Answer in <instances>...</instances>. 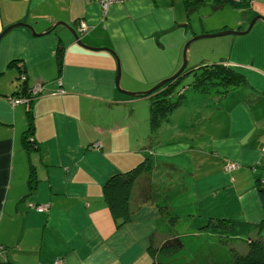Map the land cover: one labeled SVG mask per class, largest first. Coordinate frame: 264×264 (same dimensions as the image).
<instances>
[{"label": "crops", "instance_id": "1", "mask_svg": "<svg viewBox=\"0 0 264 264\" xmlns=\"http://www.w3.org/2000/svg\"><path fill=\"white\" fill-rule=\"evenodd\" d=\"M243 3L245 7L205 3L185 9L183 0H128L103 12L93 0H0V34L19 22L35 32L56 21L75 30L85 22V32L77 33L80 40L105 48L78 46L63 26L39 36L15 26L0 36V264H53L57 259L59 264L149 262L146 247L154 233L157 208L143 203L129 222L116 227L102 198V186L151 151L156 160L172 161L180 154H192V146L189 137L167 141L163 134L149 130L148 97L118 92L116 68L123 90L148 89L178 68L183 45L195 34L244 30L253 16L264 17V0ZM194 10L197 20L187 17ZM211 15L218 17L204 20ZM58 41L64 50L55 79L53 55ZM190 47L188 62L192 60L193 66L222 62L245 77L246 84L223 98L191 92L183 105L206 117L226 109L228 134L214 137L206 151L199 152L204 153V162H195L203 173L236 188L229 213L215 217L257 222L263 210L254 188L258 173L253 165L264 160V138H260L264 136V23L257 20L243 35L192 41ZM19 66L25 70L26 88H38L28 99L29 107L26 102L12 103L18 98L11 94L17 89ZM27 108L38 144L30 152L21 139ZM29 161L35 168L31 176ZM220 162L239 168L227 172ZM33 178L29 191L28 180ZM192 181L196 187L201 184L196 176ZM38 205L46 210L35 211Z\"/></svg>", "mask_w": 264, "mask_h": 264}, {"label": "trees", "instance_id": "2", "mask_svg": "<svg viewBox=\"0 0 264 264\" xmlns=\"http://www.w3.org/2000/svg\"><path fill=\"white\" fill-rule=\"evenodd\" d=\"M245 1L248 0H183V4L185 9L198 7L205 2H209L213 7L223 4L245 7L246 4L243 3ZM63 50V44L58 41L53 55L57 72L55 79H58L61 70ZM188 71H191L194 77L187 86L173 90V85L181 74L150 95H146L149 99L147 124L152 133L160 122L168 119L176 107L185 103L187 96L184 92L188 87L191 92L214 95L220 99L233 88L246 84L242 73L222 62L201 61ZM186 72L187 70L184 73ZM17 73L25 77V70L20 66L17 67ZM20 79L17 75V89L11 95L18 98L26 96L30 99L33 95L26 88V79ZM29 104L27 100L28 107ZM25 117L26 128L21 139L26 151L30 152L37 150L38 144L33 137V115L29 108ZM228 163L226 162L223 168L227 172L239 168V165L235 164L234 168L227 170ZM167 165L174 176L177 170L174 166L171 167V163ZM154 168L150 158L143 157L128 169L111 175L102 186L101 192L116 227L129 222L132 213L147 201L152 202L157 208L158 215L153 219L154 233L148 236L146 247V253L150 257L147 264H264V239L258 236L259 231L264 228V160L253 165V169L258 173L254 177V188L263 210V216L259 221L208 217L195 231L182 234L176 231L178 215L170 214L166 205L159 206L152 193V181L148 180V175ZM34 170V165L29 161L30 176ZM31 180H28L29 191L33 189L36 178ZM173 185L180 187L176 182H173ZM237 239L241 240L238 243L243 242L245 245V252L239 253L230 246V243H237Z\"/></svg>", "mask_w": 264, "mask_h": 264}, {"label": "rangeland", "instance_id": "3", "mask_svg": "<svg viewBox=\"0 0 264 264\" xmlns=\"http://www.w3.org/2000/svg\"><path fill=\"white\" fill-rule=\"evenodd\" d=\"M205 3H209V2H205ZM231 10L235 11L237 9L233 8ZM191 15L193 20H197L199 17V15L197 14V10H194L189 13L187 12V17H189V19L191 18ZM217 17L218 15L217 16L211 15L206 17L204 20H208V19L214 20ZM224 30H228V29H224ZM218 31L220 30H217L215 32ZM215 32L202 33V34H210ZM195 35H199V34H195ZM222 36H232V35H222ZM222 36L198 39L195 40V42L197 43L205 40L208 41L215 38H221ZM209 49L210 48H206L205 50L208 51ZM192 50L193 47H190L189 45V48L186 51L187 63L182 75L173 85L174 91H176L178 88L187 86L193 80L194 74L191 71H188L190 70V68L192 69L193 66L191 64L192 60L188 62V55L191 53ZM180 64L181 62L179 63V65ZM186 70L187 72L184 73ZM17 75L19 76V78L23 76V78H21L20 80H23L25 78L24 75L21 73H17ZM120 89L122 88L120 87ZM185 90L186 91L184 92V94L188 97L189 93H191V90L189 89V87ZM21 98L26 99V103L27 100L29 99L26 96ZM191 108H192L191 106L185 107V105L176 107L173 110V113L168 116L167 120H163L162 122L159 123V125L156 127L154 132L156 131L158 135L163 134L162 135L163 137H167V141H169V139L171 141H177L179 140V138H182L183 136L189 137L193 153L192 154L183 153L177 157H172L173 159L172 161L170 159H166L164 161L162 159L156 160L153 151H151V153L154 156L151 155L150 153L148 156L145 157V158L147 157L150 158L152 165L155 167L153 171L150 173V175H148V180L152 181V191H153L152 193L155 196V199L157 200V204L159 206H163L165 204L170 214L178 215L179 219L177 220L176 231L177 233L180 234L187 233L191 230L195 231L197 227H200L207 221L208 217H215L221 212H224V214H228L230 206L233 203H235L234 199L232 198H234L236 195L235 194L236 188L234 185L233 187L235 189L234 188L229 189L228 186H225L223 180L219 179V181H217V179L211 177V174L203 173L199 169L200 167H198L197 163L195 162V161H199L201 163L204 162L203 158L205 157V155L204 153L199 154V152L203 150L206 151L205 148H207V146L210 144L211 140L214 139V137L215 138L219 137V139L220 138L222 139L225 137V135L228 134L229 127L231 124L225 121V119H227L225 112L226 109H224V112L223 111L217 112L213 117L212 116L206 117L203 115H198V113H195V111H193V109ZM203 117L205 119H203ZM160 126H163V128L162 129L159 128ZM196 128L197 130H195ZM143 129H145V127ZM255 136L256 135H254L252 138H255ZM151 137H154V135H152ZM260 138L263 139L264 136ZM155 139L156 136L151 140H155ZM138 157L139 156L134 157L132 161L137 159ZM172 162L178 167V169H176L177 171H175L174 173L175 174L174 176L171 174V171L168 169V165H167L168 163H172ZM206 163H208V161H206ZM134 164L135 163L130 165V167L133 166ZM221 164L223 165L224 163L222 162L218 163L219 167ZM203 168L206 169V167ZM227 174H228L227 172L222 173L221 174L222 178H225ZM194 176H196L198 184L199 182H201V184H199L197 187L193 185L192 178ZM229 181L231 182L230 178ZM244 181H246L245 178ZM173 182L178 183L180 187L173 185ZM215 183L216 184L218 183L219 186H214L213 184ZM198 195L200 196L196 197ZM190 200L191 202L189 204ZM144 204L150 207L155 206L150 201H147ZM259 235L261 236L262 239H264V228H262L259 231ZM240 241L241 240L238 241L237 239L236 240L237 243H230V246L235 251L239 253H243L246 251L245 250L246 248L243 242L238 243Z\"/></svg>", "mask_w": 264, "mask_h": 264}, {"label": "water", "instance_id": "4", "mask_svg": "<svg viewBox=\"0 0 264 264\" xmlns=\"http://www.w3.org/2000/svg\"><path fill=\"white\" fill-rule=\"evenodd\" d=\"M260 20L261 22L264 23V17L261 15H255L253 16L246 28L244 30H234V29H228V30H220L218 32L215 33H210V34H199V35H194L191 38H189L188 40L185 41L182 51H181V64L179 65V67L170 75L167 76L159 81H157L155 84H153L151 87H149L148 89L144 90V91H139V92H135V91H126L123 89H120L119 85H118V79H119V68H116V75H115V87L117 89L118 92L130 96V97H137V96H141V95H150L151 93H153L154 91H156L159 87H161L162 85L171 82L173 79H175L177 76L181 75L183 73V70L185 69L187 60H186V51L189 48V45L191 44L192 41L198 40V39H203V38H208V37H216V36H222V35H243L245 33H247L249 31V29L251 28V26L257 21ZM15 26H24L27 29H29L30 34L32 36H39L42 33H47L49 31H51L53 28H55L56 26H63L64 28H66L72 36L73 42L76 43L78 46L85 48V49H89V50H99V49H105L104 47L98 48V47H91L88 46L86 44H84L81 40L80 37L78 36L76 30L70 26H68L67 24L61 22V21H56L54 22L51 26H49L48 28H46L45 30H43V32H35L33 30V28L25 23L19 22V23H14L8 27H6L3 32L0 34V36H2L7 30H9L12 27Z\"/></svg>", "mask_w": 264, "mask_h": 264}, {"label": "built area", "instance_id": "5", "mask_svg": "<svg viewBox=\"0 0 264 264\" xmlns=\"http://www.w3.org/2000/svg\"><path fill=\"white\" fill-rule=\"evenodd\" d=\"M93 1H95L99 5V7L101 8V10L103 12H105L106 8L109 5L114 4V3H122V2L128 1V0H93ZM85 29H86L85 22H79L78 23V26H77V29H76L77 30V33L78 34H82V33L85 32ZM21 78H23V76ZM36 89H38V88H35L34 90H32V92H31L32 95H35L37 93L38 90H36ZM59 91H61V90H59ZM21 102H26V99H22L21 97H19V98L14 99L12 101V103H14V104L21 103ZM234 167H235V164L234 163H228L226 165V169L227 170L232 169ZM34 209L37 212H43V211L46 210V207L44 205H38V206H35ZM59 263L60 262H59L58 259L53 262V264H59Z\"/></svg>", "mask_w": 264, "mask_h": 264}]
</instances>
